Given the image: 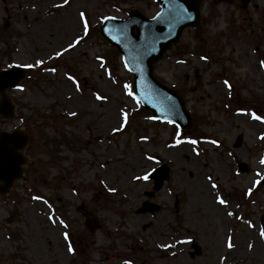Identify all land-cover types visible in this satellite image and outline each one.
Returning a JSON list of instances; mask_svg holds the SVG:
<instances>
[{
    "label": "rangeland",
    "instance_id": "obj_1",
    "mask_svg": "<svg viewBox=\"0 0 264 264\" xmlns=\"http://www.w3.org/2000/svg\"><path fill=\"white\" fill-rule=\"evenodd\" d=\"M131 10L160 7L0 0V70L28 71L8 91L16 117H0V132L32 135L24 176L0 195V264H264V0H204L198 29L156 64L183 95L188 131L145 113L120 55L89 32ZM43 136L59 142L54 160ZM163 165L170 176L150 197ZM151 203L160 209L140 213Z\"/></svg>",
    "mask_w": 264,
    "mask_h": 264
},
{
    "label": "water",
    "instance_id": "obj_2",
    "mask_svg": "<svg viewBox=\"0 0 264 264\" xmlns=\"http://www.w3.org/2000/svg\"><path fill=\"white\" fill-rule=\"evenodd\" d=\"M160 12L148 19L138 11H130L128 19L107 18L99 33L123 57V61L133 74V91L142 105L151 111L156 119L176 123L184 130L192 126V118L187 111L182 96L161 84L154 76V67L173 46L179 43L186 27L200 24V7L203 0H157ZM26 76L24 69L0 72V115L4 119L15 117V106L7 95L9 88H15ZM31 136L22 131L0 132V195H8L14 182L23 176V166L28 164L21 151L28 145ZM245 172V165H240ZM169 176L167 166L159 168L149 178L154 179L159 191ZM264 184V180H263ZM152 196V195H151ZM159 207L144 204L140 213L154 212ZM91 234L99 227L95 219L87 220Z\"/></svg>",
    "mask_w": 264,
    "mask_h": 264
},
{
    "label": "trees",
    "instance_id": "obj_3",
    "mask_svg": "<svg viewBox=\"0 0 264 264\" xmlns=\"http://www.w3.org/2000/svg\"><path fill=\"white\" fill-rule=\"evenodd\" d=\"M90 30H91V35H97V32H96V29H94V28H90ZM1 37V36H0ZM115 55H117V52L115 51ZM43 118V117H42ZM42 118H37L36 120H35V122L37 123L38 121H40L41 122V124H40V126L42 127V128H44V127H47V125H48V122L46 121V119H45V117L42 119ZM37 140H33L32 141V143L34 144L35 142H36ZM39 141H41L42 142V144L43 145H45V152L48 154V156L52 159V160H54L55 158H57L56 157V155H53V153L54 152H56V154H57V149H54V147H57V145H58V140L57 139H54V138H49V137H44L43 136V138H41ZM33 168H34V165H31L28 169H29V176H30V180L33 182V176H32V172H33ZM44 173H45V171H44ZM40 180H43L44 182L45 181H47L48 179V177L46 176H44V175H41L40 177ZM29 192H32V194H35L34 193V191L33 190H28ZM36 195V194H35ZM245 195H248L247 193H244V197H245Z\"/></svg>",
    "mask_w": 264,
    "mask_h": 264
},
{
    "label": "snow or ice",
    "instance_id": "obj_4",
    "mask_svg": "<svg viewBox=\"0 0 264 264\" xmlns=\"http://www.w3.org/2000/svg\"><path fill=\"white\" fill-rule=\"evenodd\" d=\"M86 26H87V25L85 24V27H86ZM77 43H79V41H77ZM202 59H204V58L202 57ZM40 63H42V62H40ZM69 79H71V77H69ZM226 83H227V82H226ZM129 94L131 95L132 93L130 92ZM98 98H99V97H98ZM125 119H126V117H125ZM254 119L260 120L261 118H260L259 116H255V115H254ZM262 138H264V137H262ZM190 143H191V144H196V141H195V140H192V141H190ZM213 143H215V141H213ZM144 179H147V176H145ZM213 187H215V185H213ZM37 199H39V197H37ZM220 203H221V204H225V201H224L223 199H221V200H220ZM261 235H264V233H261ZM229 246H231V245H229ZM69 251H72V249L69 248Z\"/></svg>",
    "mask_w": 264,
    "mask_h": 264
},
{
    "label": "bare ground",
    "instance_id": "obj_5",
    "mask_svg": "<svg viewBox=\"0 0 264 264\" xmlns=\"http://www.w3.org/2000/svg\"><path fill=\"white\" fill-rule=\"evenodd\" d=\"M180 154L182 155V154H184V152H180ZM139 161H141V160L136 161V163L134 162V166L136 165V166L138 167V166H140V165H143V162L140 163ZM136 166H135V167H136Z\"/></svg>",
    "mask_w": 264,
    "mask_h": 264
}]
</instances>
